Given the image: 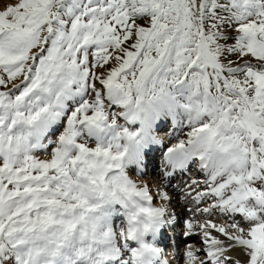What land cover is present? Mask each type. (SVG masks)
I'll return each instance as SVG.
<instances>
[{
    "label": "snow or ice",
    "instance_id": "obj_1",
    "mask_svg": "<svg viewBox=\"0 0 264 264\" xmlns=\"http://www.w3.org/2000/svg\"><path fill=\"white\" fill-rule=\"evenodd\" d=\"M0 264H264V0L0 10Z\"/></svg>",
    "mask_w": 264,
    "mask_h": 264
},
{
    "label": "bare ground",
    "instance_id": "obj_2",
    "mask_svg": "<svg viewBox=\"0 0 264 264\" xmlns=\"http://www.w3.org/2000/svg\"><path fill=\"white\" fill-rule=\"evenodd\" d=\"M10 3L11 2H9L8 4H10ZM168 129H170V132L167 131ZM168 129L166 131H161L160 132V136H161V138L163 139L164 142L169 141L168 144H170V143H173L174 141L168 138L169 137V134H170V136L172 134V129L171 128H168ZM159 158H160V153L158 152V153H156V156H155L154 165L155 164H158ZM154 179L157 180V181L159 180L158 177H155ZM178 180H179V178L174 182L177 185L180 183V181H178ZM177 211L178 212L179 211H182V209H179L178 208ZM170 242H171V244H174L175 243V239H171ZM169 252H171V251H169Z\"/></svg>",
    "mask_w": 264,
    "mask_h": 264
},
{
    "label": "rangeland",
    "instance_id": "obj_3",
    "mask_svg": "<svg viewBox=\"0 0 264 264\" xmlns=\"http://www.w3.org/2000/svg\"><path fill=\"white\" fill-rule=\"evenodd\" d=\"M9 2L12 3L13 0H0V10H2L6 5H8ZM168 243L171 244L170 241Z\"/></svg>",
    "mask_w": 264,
    "mask_h": 264
}]
</instances>
